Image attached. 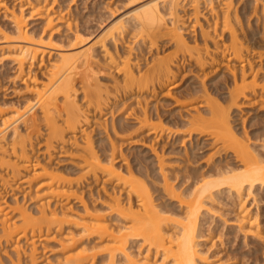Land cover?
<instances>
[{
    "label": "bare ground",
    "instance_id": "bare-ground-1",
    "mask_svg": "<svg viewBox=\"0 0 264 264\" xmlns=\"http://www.w3.org/2000/svg\"><path fill=\"white\" fill-rule=\"evenodd\" d=\"M202 1L204 3L210 2L207 4H213L214 0H149L129 9L107 28L92 45L75 51H68L59 47L58 41L53 34L54 18L50 12L52 11L50 6L46 3L48 2L47 0H38L34 5L30 3V5L28 4L29 6L20 7L19 10H11L12 12L9 16L14 22V27L10 29V32L0 29L2 38H4L0 50H3L4 54L1 53L2 51L0 53L17 63L19 76L23 77L27 62L32 64L33 61L42 60L43 64L46 56L49 58L55 57L47 67L46 78L42 79L37 75L27 77L25 75L23 77L24 82H26L27 92L31 93L32 98L18 103L15 107H10L11 109L5 108V106L3 107L0 104V169L5 172V174H0L1 187L5 188L9 183L8 179L14 176L16 178V175L28 172L31 167L35 168L32 179L42 178L43 185L46 186V191L41 195L46 196V198L36 204L37 210L34 211L24 204H19L18 201L11 205L6 199L2 198V200L0 198V212L3 211L5 213H0L1 215L4 214L1 221L0 243L4 241L12 244L14 240L15 244L13 246L16 248L14 249L20 251L19 240L27 239L32 244L30 263L28 264L38 263L36 256L37 243L47 238L48 236L46 235L52 231H60L59 234H61V231L65 229V225L69 223H73L76 227H81L82 232L76 234L74 230H65L66 232L64 231L61 234L60 244L64 250V255L58 260L57 264H96L99 259L102 260L99 264H116L118 261L120 264H162L164 261L167 264H222L217 257L218 255L216 253L214 255L210 247H204L203 242L207 241L209 234L207 231L210 232L211 230L210 228H205L206 215L212 216L216 214L217 207L220 205L219 202L223 199L229 201L232 208H239L235 215L236 226L244 234L245 238L253 236L262 244L264 243V229L260 226L259 213L258 211L257 213L251 212L249 205L246 203L256 190L258 192L264 190V138L263 143L260 144L261 148L259 145H255L256 143H252V145L251 138L248 137L245 127L243 129L246 136L239 133L236 128L238 124H235L236 118L234 119V116H238L240 119L244 116L241 117V114L236 112L243 111L244 106L261 105L259 109L264 110V92L260 93L264 89V83L260 82L263 86L261 87L260 85L259 87L258 84L260 83L256 80L257 75L259 76L258 73L264 69V66L260 65L257 67L253 65L257 60L261 63L264 59V52L261 51L263 50L262 48L261 50L253 48V45L248 43L250 40H245L251 32L245 29L244 26L246 25L242 24V18L238 14L239 11H236L238 6H233V0L224 2L225 10L222 9V14L218 13L217 9V11L214 9L218 14L215 13L210 23L205 20L207 25H201L202 22H200V4ZM43 2L45 4L40 6ZM182 2H190L194 7L193 17L195 19H193L195 21L193 22L192 20L194 24L192 22L190 24L195 27L197 26L196 24L198 26L201 25L199 26V33H201L200 35H202L204 41L203 44L201 43L202 45L200 43L199 45L198 43L191 45L185 36L184 30L187 31L188 25L177 15ZM28 7L30 14L37 15V18L44 19L46 17L47 25L41 34L30 32L25 24L26 15L24 10ZM9 8L7 9L9 10ZM213 8L215 7L212 6ZM206 19H209V17ZM168 20H171V24ZM184 24L187 26L186 28ZM68 25L71 29L70 31H72L71 24ZM11 33H15L16 36L12 37ZM227 33L229 34V39L225 41L223 35L225 36ZM130 34H135L133 35L134 38L139 34L149 48H153L158 43L159 37L169 35L170 40H173L176 44L174 46H177V52L175 50L173 53L168 52L163 55H160L159 52L155 53V55L152 54L151 59H147V62L145 61V67H142L143 65H139V56L133 57L131 48L125 53H119L108 45L109 41H114L115 45L116 41ZM73 35L75 44H80L85 40V34L80 29H77ZM218 36L222 37L224 41L219 39ZM96 47L101 48L105 59L108 60V65L110 64L109 66L112 68L115 67L118 75L120 73V77L115 78V80L112 79L114 80L113 90L118 95L132 94L133 97L136 95L134 93L137 92L138 97L148 93V95L142 96V99H144L141 101L137 98L138 104H140V108H138L141 113L139 114V110L134 109V111L138 112V115H136L137 112L135 111L137 119H134L137 120L135 122H138L140 130L149 128L148 134L154 135L152 137L149 136L152 140L158 139L160 133L166 129L163 127L165 126L163 122L161 120H157V122L153 114L148 111L149 108H147L148 104L145 102V97L149 96L151 92L155 93V90L160 89L164 84L167 85L174 77L177 67L180 69L182 63H179L181 59L178 61L180 52L182 60L189 56L188 58L196 66H199L200 70L206 68L205 65L209 66L207 64H217L220 59L230 63L234 62V66L233 64L226 65L230 69L228 71H231L234 81V85L232 84L233 88L230 90V87H228L230 90L229 97L224 99L212 97L211 90L209 91L206 83H203L201 85L202 89L198 90L202 91V95L198 96L200 94L198 91L194 94L201 101L199 107H202V109L207 107L208 111L206 114L209 115L210 113V115L203 114V112L199 111L201 108H198L197 114L195 112L196 116L192 114V119L188 120L191 130L188 125L187 128L190 132L188 133L190 135L189 138H192L195 133L201 136L204 135L208 139L211 138L210 142L213 141V143L218 144H213L217 147L215 148L216 152L217 150H224L226 153H232L235 163L230 164L233 161L232 158L230 162L226 160L228 163L225 162V164L218 160L210 164V161L212 162L210 160L207 162L208 164L206 163L207 168L203 166L204 169H202L203 167L201 168L198 165L202 170H199V167H195L196 170L193 168L194 171H190L191 174L186 172L187 175L183 171L178 172V174L182 172L181 174L184 176V179H181L184 181L181 182L182 186L185 184L180 192L170 182L172 172L170 171L171 174L167 175L168 172L166 171L167 174H163L164 184L162 191L163 193H168L167 198L170 195L172 201L170 200V203L163 201V204H157L147 182L136 175L137 169L128 162L129 158L127 156H123L128 154L117 150L119 145L118 142L114 143L116 142L113 139L114 135H118L121 132H119V130H122L121 125H123V128L125 127L123 122L121 125H116L113 120L112 129L110 128L114 132V134L112 132L113 138L109 135L108 125L105 126L110 136V144L108 142L105 144L106 146L103 145L105 146L104 150L102 149L103 146H100L104 152L99 153L101 149H97L99 146L96 147L95 140L91 137L90 132L86 133L82 142L78 141V143L73 144L80 151V159L83 164L81 166L82 174L81 176L79 175V179L76 178L77 182H75L76 179L73 180V178L66 176L64 173L58 172V170L48 164H41L40 161L35 162V157L30 156L29 148L32 145L31 136L33 133L36 134L34 136H37V133H40L45 128L47 131L45 132V139L49 149L50 146H55L56 143L65 141V136L69 132L86 131L85 126L89 123L90 115L76 97L78 83H81L85 90L87 109L94 107V110H99L100 114L102 106L111 98L110 92H113L112 88V91L106 89L108 88L107 84H101L96 75L89 73L91 67L98 64L97 58L99 54ZM236 62L239 63L238 66L235 65ZM177 64L180 66H177ZM77 74L80 76L79 82L77 81ZM202 74L201 78L204 80L202 81L205 82V75L209 74V72ZM251 74L253 77L249 79ZM258 89H260V92H258ZM197 99L194 98L196 101ZM242 99H249L248 101L245 100L248 103L242 101ZM233 113L235 114L233 115ZM243 119L244 121H242ZM242 120L243 124H245L247 118L243 117ZM155 135L158 136L155 137ZM163 136L164 134L160 137L163 138ZM258 138L260 139L259 136ZM154 146L152 151H154V156L158 160V168L162 174L163 169L165 170L163 168L165 167V159H162L164 155L159 154L160 151ZM213 152L215 153V151ZM120 156H123L122 159L119 158ZM210 158H212V155ZM119 160L123 161L117 165ZM184 169L188 168L185 167ZM176 171L179 170L177 169ZM88 175L90 179L94 178L95 181L99 180L102 175L104 183L114 182L115 184L113 185L115 187L118 186V188L121 185L119 192L114 190L115 187L111 188V191L103 188L104 195L101 198L104 199L102 203L107 207V213H102L100 210L99 212L98 209L89 206L88 203L84 202L83 196H78L83 203L82 211L74 210L73 207L65 209L61 202L58 204L54 201L55 197L65 196L70 198L72 195L81 194L83 191L78 192L82 188L83 180L81 179L84 177L89 178ZM99 194L101 195L102 193ZM53 201L55 202L54 205ZM173 203L176 205H173ZM236 209H233V211H236ZM176 210L180 212L181 217L174 223L172 222L173 217H171V214L172 212L174 214ZM218 210L220 209L218 208ZM114 222H121L122 225H115ZM81 233L82 236L86 235L87 239L98 238L97 242L103 244L101 245L102 250L107 252L105 259L103 258L104 255L99 253V250L88 246L81 247L79 242L81 237L77 238ZM132 240H137V250H132L134 246ZM215 245L217 243L213 241L211 246ZM159 258H162L160 262ZM14 264L24 263L19 257Z\"/></svg>",
    "mask_w": 264,
    "mask_h": 264
},
{
    "label": "rangeland",
    "instance_id": "rangeland-1",
    "mask_svg": "<svg viewBox=\"0 0 264 264\" xmlns=\"http://www.w3.org/2000/svg\"><path fill=\"white\" fill-rule=\"evenodd\" d=\"M37 1L38 0H0V29H2L5 32H10V29L14 27V22L11 20V17L9 16L11 12L14 9L19 10L20 7L23 8V6L25 7L29 6L30 3L34 5L35 3H37ZM47 1L48 2L46 3L50 6V9L52 10L50 12L52 17L54 18L53 34L55 39L58 41L59 47L66 49L68 51H75L92 45L95 42V40L105 32L107 28H109L129 9L139 4L145 3L149 0H47ZM225 1L226 0L224 1L214 0L212 2L213 4H207L210 2L204 3L202 1L200 4L201 7L200 22H202V24L201 23L199 24L207 25L205 23H207L208 21L210 23V21L214 18L215 13L218 12L222 14L223 13L222 9L225 10L224 8ZM232 3L234 7L235 5L238 6L236 7L237 10L236 8L234 9L236 11H239V13L238 12L237 13L242 18V24L246 25L244 26L245 29H248L249 32H251V34L247 36L245 40L247 41L250 40L248 43L252 44L253 48L259 50H261L262 48L263 50L261 51L264 52V35L262 36V33L264 34L263 32L264 0H233ZM43 4L45 3L44 2L41 3L40 6H43ZM6 6H8L7 8L10 7L9 10L6 8ZM212 6L215 8L212 9ZM193 8L194 7L190 2H182L181 5L179 6L177 15L179 16V18L185 21L186 25H188L187 27L184 24L185 28L187 27V31L184 30V33L187 39L189 40V43L191 45H195L196 43H198L199 45V43L203 44L204 41L202 35H200L201 33H199L200 32L199 26L201 25L198 26V24H196L197 25L196 27L194 25L191 26V24L195 21L194 20L195 18L193 17L194 16ZM214 9L215 10L217 9L218 11L216 10L217 12H215ZM28 10L29 7L24 10V13L26 15L25 17L26 20L25 18L24 20H25V24L27 25V28L30 30V32L41 34L47 25L46 17L44 19L37 18V15L34 16L30 14V10L29 11ZM206 16L209 17L210 20L206 19L207 18ZM205 20H207V22ZM248 21H250L251 24L250 22L248 23ZM168 22L171 24V20H168ZM68 24H71L70 26L72 28V31H70L71 29L69 28ZM77 29H80L85 34L84 37L85 40L80 44H75V41L73 40L74 38L73 34ZM10 35L12 37L16 36L15 33H11ZM133 35L135 34L132 35L130 34L129 36L125 35L123 39L116 41L115 43V45L117 44L116 46L113 43L114 41L113 42L109 41L108 45L113 47V50L115 49L114 51L117 50L119 53H125L127 50H129V48H131L133 51V57H136V55L139 56V60H140L139 65L141 66L143 65L142 67H145L147 59H151L152 54L155 55V53L159 52L160 55H163L168 52L173 53L175 52V50L177 52V46L176 47L174 46L175 42L173 40L172 41L170 40L169 35H163L162 37H159L158 43H156L153 48H149L147 43L143 42L139 34L136 38H134ZM223 37L224 40L226 41L229 39V34L227 33L225 36L223 35ZM218 38L222 40V37L220 38L218 36ZM3 41L4 38H2V34L0 32V46L3 43ZM96 48H97V53L99 54L97 58L98 64L92 66L89 73L91 75H96L99 81L101 82V84L103 85L107 84L108 88L106 89L111 90L112 88L113 90L114 86L112 85H114L113 84L114 80L115 78L120 77V73L118 75L117 69H115V67L112 68L111 66H109L110 64L108 65L107 63L108 60L105 59L103 53L101 52V48L99 47ZM0 52L3 53L4 51L0 50ZM1 53H0L1 55L0 56L1 58L0 59V104H2L3 107L5 106V108L8 107V109H11L12 107L17 106L18 103L25 102L26 99L33 97L31 96V93L27 92L28 90L26 89V82H24L25 80H23V77L25 75L26 77L31 75L32 76L37 75L39 78L42 79L46 78L45 76L47 75V67L51 63V60L54 59L55 57L49 58L48 56H46L43 60L44 61L43 64L41 62L42 60L33 61L32 64L30 62H27V64L25 65L26 68L24 75L23 77L22 76L20 77L17 63L12 59H10L8 56L6 57L5 55H3L4 53L3 54ZM179 54L180 56L178 58V61L179 59H181L179 63L181 62L182 63L181 66L177 64V66H180V69L179 67H177L176 69L177 72H175L174 77L169 81L170 84L168 82L167 85L164 84V86L163 87L161 86L160 89L157 87L158 89L155 90L156 91L155 93L151 92L150 94L151 96L149 95L145 97L146 99L145 102L148 104L147 108H149L148 111H150V113L153 114L156 121L161 120L163 122V125H165V126L162 125L164 129H166L164 132H161L164 134L163 138L160 137L163 135L160 133L159 135L160 139L158 138L159 140L157 138L154 139L158 135H155V137L153 138L154 140L150 139V137L154 135L152 134L151 136L150 134H148L149 128L140 130L138 128L139 127L138 122H135L137 121L134 119V118L137 119V116H135V111L136 110L138 111L140 108V104H138V100L139 101L143 100L144 98L142 99V96L145 94L148 95V93H144L142 96L137 97V92H136L134 93L136 95L133 94L134 96L132 97V94H127L125 96H123L122 94L118 95L113 90V92H110L111 98L107 101L106 104L102 106V109L100 110L101 112L99 114L98 112L99 110L95 111L94 107H90L89 109H87L88 108L86 106L87 97L85 96V90L82 87V84L78 83L76 97L79 100V103L84 108H86L87 113L90 115L89 123L88 125L86 124L85 126L86 131H82V132L78 131V133L69 132L66 134L67 136H65L66 138L65 141L60 142L58 144L56 143L55 146L52 145L50 146L49 149L47 147L46 139H45L46 138L45 132H47L45 128L42 129L40 133H37L35 131V133H37V136H34L36 135L34 133L31 136L32 145H30L29 147L30 156L35 157L36 159L35 162L40 161L41 164H48L51 167L58 170V172L64 173L66 176L73 178V180L78 177L80 178L82 174L81 166H83V164L80 159V151L78 150V148H76V145L73 144H76V142L78 143V141L82 142L84 137L86 136V133L88 134L90 132L91 137L95 140L93 141L95 142L96 147L99 146L97 147V149H101L100 146H103L108 142L110 144L109 135H111L112 137L114 134L113 130H111L112 120L115 122L116 125H121L123 122L125 128H123V125H121L122 130H119V132L120 131L121 132L118 133L120 137H118V135L116 134L114 136L115 137L117 136V138L112 137L114 141H116L114 143L116 144L118 142L119 146L118 145L117 146L119 147V149L117 150L119 151L121 150L122 152H124V154H128L123 156H127L129 158V159L127 158L128 162H130L131 165L134 166L135 169H137L136 175L147 182L153 194V198L155 199V202L157 204L159 203L163 204L164 203L163 201L166 202L168 201L167 203H170L172 201L170 195L169 198H167L168 193L166 194L163 193L162 191L163 190L162 187L164 184L163 174H165L166 171L168 172V174L166 173L167 175L171 174L172 172V175H170V182H172V184L175 185V189L178 192H180V190L183 189V186L185 184L182 186L181 182H184L182 181L184 179L183 178L184 176L183 174H181L182 172L179 173L182 176H180L178 172L183 171L185 175H187L186 172H189V174H191L190 171L192 172L193 168L195 169V167H199V170L203 166L207 168L206 163L210 160H212V162L210 161V164L214 163L213 161H217V160L222 161L223 164H225V162H227L226 160L230 162L233 159L232 163L230 164H234L235 161L233 158L234 157L233 154L230 152L226 153L224 150L223 151L217 150L216 152L215 148H217L216 145L218 144L213 143V141L210 142L212 140L211 138L208 139L206 136L203 135L205 137L204 138L203 136L195 133L193 134L192 138L190 137L191 138L190 140L189 138L190 135L188 134L190 132L187 128V125L188 127L190 126L188 120H191L192 119L191 117L196 116L195 112L197 114L198 108L199 109L201 108L199 111L203 112V114H206L208 111L207 107L205 108L203 107V109L202 107H199L201 101L197 97V95L195 96L196 94L195 92L202 89L201 85H203V83H206V87L209 89V91L211 90V93L213 94V96L211 94L212 97L215 98L218 97V99L219 98L224 99L226 97H229V91L231 90V88H233L234 81H233L232 73H230L231 71L230 72L228 71L230 69H228L226 65L233 64L234 66V62L230 63L220 59V61H218L217 64L211 63V65L207 64L209 66L205 65L206 67L204 68L205 70L202 68L203 70L201 69L202 70L201 71L199 66H196L195 63H193L192 60L188 58L189 56L185 58L186 60L185 61L182 60L183 58L181 57L182 55L181 52ZM188 61H190L192 64ZM263 61L264 59L261 61V63ZM225 62H227L228 64ZM261 63H259V60H257V62L253 63V65L257 67L260 65L264 66L263 65L264 62L262 64ZM235 65L238 66L239 63L236 62ZM207 68H209L210 70ZM225 68L227 71L225 70ZM207 72H209V74L205 75L206 79L205 82H203L204 80L203 78H201L203 75L202 73L206 74ZM260 72L258 73L259 76L257 75L256 80L259 83L262 82L263 84L264 69ZM76 77H77V81L79 82L80 81L79 74H77ZM251 77H253L252 74L249 77V79H251ZM91 78L90 80L92 81ZM258 85L260 87L261 83ZM263 85H261V87ZM228 87H230V90ZM193 89L195 90L191 91ZM258 90H259L258 92H260V89ZM263 92L264 89L260 93ZM198 93H200L198 94V96L202 95L201 94L202 91H198ZM194 98L196 99L198 98L197 101L194 100ZM245 100L248 101L249 99H245ZM245 100L242 99V101ZM145 102L143 101L144 106H145ZM252 106L253 105H251V107L250 105L244 106L243 111H240L241 113L239 111H236L237 114L238 113L241 114V117L244 115L243 117L245 119L247 118L245 124H243L242 122L244 121V119L242 120L243 117L240 119L238 116H234V119L236 118L235 124H238L236 125V128L239 131V133L246 136V134H244L245 131L243 129L245 127L248 137L251 138L250 140L251 144L256 143L255 145L260 146V144L263 143L262 141L264 138L262 137L264 136V118H263L264 110L259 109V106L261 107V105L258 106L256 105L257 107L254 105L255 107L253 106V108ZM134 109L136 110L134 111ZM140 113L141 112L139 110V114ZM235 113H233V115ZM192 114L194 115L192 116ZM136 115H138V112L136 113ZM155 116L156 117L158 116L157 118H161V119H157ZM107 125L109 127L107 128L109 129L110 132L109 135L107 131L108 129L105 128V126ZM198 135L199 137H197ZM258 136L260 137V139L258 138ZM201 138L203 139L201 140ZM153 141H155L156 143ZM163 141H166L167 143ZM190 142L192 145L190 144ZM105 146H103L102 149L105 148ZM107 146L109 147V145ZM153 146L156 149H158L160 152L156 149L153 150H156L157 152H159V154L161 153L162 155H164L163 158L161 157L163 160L165 159L164 160L165 167H163L165 168V170L163 169L162 174L160 173L159 171L160 169L158 168L159 167V164H157L158 160H156L157 158L156 156H154L155 155L154 151H152ZM102 149L100 150L99 153H101L104 150ZM212 151H215V153L214 152L212 153ZM210 154L212 155V158H210L211 157ZM123 156H120L119 158L122 159ZM125 159L124 161H126ZM122 161L119 160V162H117L118 163L117 165L122 163ZM215 163H219V162H215ZM198 165H200L201 168ZM180 166L182 167L181 170H180L181 168ZM185 167L188 169H184ZM204 167L202 169H204ZM174 169L176 170L178 169L179 171H176ZM34 170L35 168L31 167L28 170V172H24L23 174H20L18 176L16 175V178L15 176L10 179H8L7 177V179L9 180L8 185L5 188H2L0 184V198L6 199L11 205L12 203L18 201L19 204H24L26 207H29L30 210L31 209L33 211L37 210L36 204H39L40 203L39 201L46 198V196L44 195L41 196L42 193L46 191L45 190L46 186L43 185L42 178L32 179L33 176L32 174L33 172H35ZM3 173L5 174L4 170L0 169V174ZM90 176H92V174H90ZM90 176L88 175L89 178L86 177L87 179L84 177L85 180L84 178L81 179L83 180L81 185L82 188L78 192L83 191L81 193L82 195L79 193V195H72L70 198H67L65 196L55 197L54 201H56L58 204L61 202L65 209H69V207H73L74 210L82 211L83 203L81 201V198L78 196H83L84 202L88 203L89 206L93 207L94 209H98V211L100 210L102 213H107L108 211L107 207L102 203L104 199L101 198V196L104 195L103 188L105 189L107 188L109 191H111L112 190L111 188L115 187L113 185L115 183L114 182L104 183V180L102 179V175L101 176L99 175L100 179L97 181H95L94 178L90 179ZM75 182H77V179ZM178 186L181 187L179 188ZM119 188L121 189V185ZM119 188L117 186L114 188V190H116V192L117 191L119 192L120 191ZM92 190H93V195H92ZM98 192L102 194L100 195ZM39 194L40 196L38 197ZM99 195L100 197H98ZM54 201H53V205L55 203ZM246 203L247 205H249L250 207L249 209L251 212L257 213L258 211L260 216L259 217L260 226L262 227V229H264V190L259 192L258 190H256L255 193L248 198ZM219 204L220 205H218L219 207H217L216 214L213 213L215 216L214 215L212 216L206 215L207 217L205 216L206 217L205 219H207L206 220L207 222H205V228L206 229L210 228L211 230L210 232L207 231V233H209L208 239H206L207 240L206 242H203V246L206 248L210 247L211 252L213 254L216 253V255H218L217 257L218 259H220L222 264H264V243L262 244V242L258 241L253 236H248L245 238L244 234L240 232V230L236 226L237 222L235 220V215L237 210H239V208L238 209H236L237 207L232 208L231 203H229V201H227L226 199L221 200ZM173 205L176 204L173 203ZM170 207L168 208L174 210L173 208ZM218 208L220 210H218ZM233 209H236V211H233ZM0 213L2 214L4 212L2 211ZM1 214H0V231L2 226L1 225L2 216L5 213L3 215ZM171 217L174 218V219L172 218V222L175 223L178 219H180L181 214L179 211L176 210L174 214L172 212ZM114 223L115 225H122L121 222L119 223L114 222ZM80 229L81 227L78 226L76 227L75 225H73V223H69L65 225V229H63V231L61 232L64 233L65 230L66 231L74 230L75 233L77 234L78 232L79 233L82 232V229L81 230ZM59 232L60 231L57 232L52 231L51 233L46 235L48 236L47 238H44L40 240L39 243H37L36 245L37 246L36 256L38 258L37 264H57L58 260L63 257L64 250L62 249V246L60 244V239H61L60 237L62 233L59 234ZM79 237H81L79 241L81 243L80 244L81 247L83 246L93 247L95 250H99V253L101 255H104L103 257L104 259L106 258L107 252H104L102 250L101 245L103 244L97 242L98 238L93 237L87 239V236L86 235L82 236V233L81 235H78L77 238ZM213 241H215L217 245L211 246ZM13 242L14 243L12 244L11 242L6 243L4 241L0 243V264H14V262H17L19 257H21V261H23L24 264L30 263L32 244L29 243L27 239L26 240L20 239L19 240L20 251H17L15 250L16 249L15 246H13V244H15V241L13 240ZM133 242H134L133 243L134 246L132 250H137L138 247L137 240ZM160 260H162V258H159V262ZM100 261L102 260L100 259L97 260L96 264H99ZM164 262H162V264H167V262L166 263ZM116 264H120V262L118 261Z\"/></svg>",
    "mask_w": 264,
    "mask_h": 264
}]
</instances>
